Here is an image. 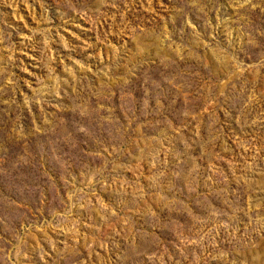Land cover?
Masks as SVG:
<instances>
[{"label": "rangeland", "instance_id": "1", "mask_svg": "<svg viewBox=\"0 0 264 264\" xmlns=\"http://www.w3.org/2000/svg\"><path fill=\"white\" fill-rule=\"evenodd\" d=\"M0 264H264V0H0Z\"/></svg>", "mask_w": 264, "mask_h": 264}]
</instances>
